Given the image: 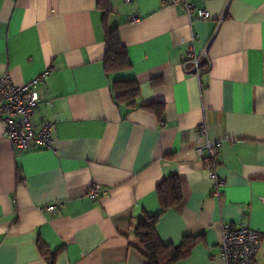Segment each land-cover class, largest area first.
<instances>
[{
  "label": "crops",
  "instance_id": "0c3cea01",
  "mask_svg": "<svg viewBox=\"0 0 264 264\" xmlns=\"http://www.w3.org/2000/svg\"><path fill=\"white\" fill-rule=\"evenodd\" d=\"M188 1L210 18L171 0H108L105 18L97 0H0V77L48 72L31 121L52 124L49 149L20 151L0 120V264H146L135 229L158 214L161 243L187 247L171 264H225L223 226L264 232V0ZM105 27L129 69L106 73ZM192 38L200 78L181 64ZM201 125L221 142L220 197ZM169 178L180 200L160 213Z\"/></svg>",
  "mask_w": 264,
  "mask_h": 264
},
{
  "label": "built area",
  "instance_id": "2783aa9c",
  "mask_svg": "<svg viewBox=\"0 0 264 264\" xmlns=\"http://www.w3.org/2000/svg\"><path fill=\"white\" fill-rule=\"evenodd\" d=\"M129 3L132 0H122ZM176 6H181L188 16L190 22L194 20H208L210 14L202 9H197L188 0H171ZM136 18L132 22H137ZM181 64L185 68L187 64L191 68L186 72L194 74L200 78L201 57L196 55L194 49V38L188 45L187 52L181 57ZM48 72L30 82L16 86L7 75L0 77V120L5 126V135L10 143L20 151H25L32 147L49 149L52 144V124L44 123L38 132H35L32 124V116L38 106L39 95L37 85L43 81ZM198 133L207 138L205 125L198 128ZM221 146L220 141L206 139L207 150L205 169L213 181L212 194L220 197L224 181L216 176V166L218 151ZM100 190L94 186L88 193L89 198L99 197ZM59 207L52 204L44 209L47 212H54ZM264 242V232L255 231L248 227L223 226L220 243V258L225 264H256V255Z\"/></svg>",
  "mask_w": 264,
  "mask_h": 264
},
{
  "label": "trees",
  "instance_id": "16d2710c",
  "mask_svg": "<svg viewBox=\"0 0 264 264\" xmlns=\"http://www.w3.org/2000/svg\"><path fill=\"white\" fill-rule=\"evenodd\" d=\"M97 4L99 9L102 10L105 18L109 12L108 0H97ZM105 43L106 55L103 62L106 73L129 69L130 63L128 62L124 47L122 46L118 33L115 29L109 30L105 27ZM121 89L124 90L120 91ZM114 91L116 92L118 98L126 100L132 99L137 94L136 85L132 82L115 83ZM147 109L151 111L152 106H148ZM167 182L169 185L167 189L169 191V197L165 195V190L163 189L166 181L158 187V193H160L162 205V211L160 213L164 212L168 207L174 205L180 200L179 187L176 180L169 178ZM158 217L159 214L147 217L137 226L135 229V235L144 249L146 264H171L184 255L187 251V247L185 242L177 248L161 243L155 231V224ZM55 255V253L49 254V264H53Z\"/></svg>",
  "mask_w": 264,
  "mask_h": 264
}]
</instances>
